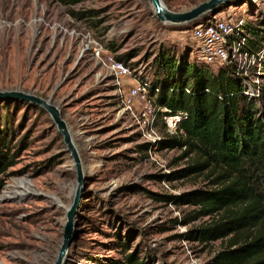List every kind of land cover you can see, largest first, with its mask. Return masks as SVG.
<instances>
[{
	"label": "rangeland",
	"instance_id": "374dc122",
	"mask_svg": "<svg viewBox=\"0 0 264 264\" xmlns=\"http://www.w3.org/2000/svg\"><path fill=\"white\" fill-rule=\"evenodd\" d=\"M163 1L186 11L205 0ZM220 13L261 26L264 0H231ZM193 24L163 23L149 0H0V91L24 90L57 103L86 167L77 236L65 264H113L133 251L150 264H208L225 248L226 240L205 245L176 237L211 217L185 225L180 221L195 206L152 193L179 195L209 180L205 173L160 177L193 156L140 150L145 142L120 113L115 80L96 55L102 47L116 56L136 51L131 61L139 64L165 53L197 60ZM2 126L12 131L15 157L0 174V264H54L77 184L72 155L50 114L30 102L0 100ZM15 188L19 196H5Z\"/></svg>",
	"mask_w": 264,
	"mask_h": 264
},
{
	"label": "trees",
	"instance_id": "16d2710c",
	"mask_svg": "<svg viewBox=\"0 0 264 264\" xmlns=\"http://www.w3.org/2000/svg\"><path fill=\"white\" fill-rule=\"evenodd\" d=\"M259 24L246 26L253 52L264 48V23ZM137 54L131 51L116 57L135 65L131 59ZM262 62L264 71V58ZM150 70L153 87L159 90L158 104L174 113H188L181 123L184 134L161 140L152 149H180V159L193 156L188 166L160 177L175 181L205 173L209 180L205 187L179 195L152 193L160 201L195 206L180 221L185 225L211 217L176 237L205 245L226 240L225 248L208 264H264V87L259 97L250 96L234 67L215 69L167 53L156 58ZM11 136L7 126L0 127V174L14 162ZM139 148L148 151L151 144ZM113 264L150 263L133 251Z\"/></svg>",
	"mask_w": 264,
	"mask_h": 264
},
{
	"label": "built area",
	"instance_id": "2783aa9c",
	"mask_svg": "<svg viewBox=\"0 0 264 264\" xmlns=\"http://www.w3.org/2000/svg\"><path fill=\"white\" fill-rule=\"evenodd\" d=\"M245 19H227L220 13L210 14L202 24L192 29L199 44L197 61L215 68L232 66L244 78L246 93L259 97L264 87V48L251 51ZM102 53V55H101ZM99 64L113 76L119 99L120 113L130 118L145 143L152 145L161 140L184 134L182 121L186 111L172 112L157 102L158 88L152 84L149 63L135 65L117 59L116 54L102 47L96 51Z\"/></svg>",
	"mask_w": 264,
	"mask_h": 264
},
{
	"label": "water",
	"instance_id": "95a60500",
	"mask_svg": "<svg viewBox=\"0 0 264 264\" xmlns=\"http://www.w3.org/2000/svg\"><path fill=\"white\" fill-rule=\"evenodd\" d=\"M149 2L153 8L154 15L163 23L176 25L194 23L193 26H195L201 23L200 20L206 15L220 12L221 7L228 6L231 0H205L186 11L173 10L163 0H149ZM4 99H19L45 109L57 125L58 131L63 136L64 142L72 155L77 171V184L74 190L73 202L68 208L65 237L54 263L65 264L68 260L71 246L77 236L78 215L87 185L86 167L81 151L76 144L74 133L64 117L61 107L52 99L19 89L1 90L0 100Z\"/></svg>",
	"mask_w": 264,
	"mask_h": 264
},
{
	"label": "bare ground",
	"instance_id": "6f19581e",
	"mask_svg": "<svg viewBox=\"0 0 264 264\" xmlns=\"http://www.w3.org/2000/svg\"><path fill=\"white\" fill-rule=\"evenodd\" d=\"M77 144V143H76ZM78 146V145H77ZM21 194V191H19L18 189L15 188L14 191H9L5 193L6 197H16L19 196Z\"/></svg>",
	"mask_w": 264,
	"mask_h": 264
}]
</instances>
